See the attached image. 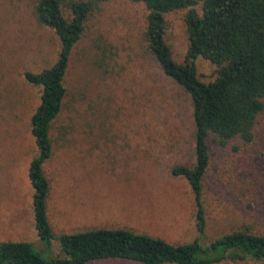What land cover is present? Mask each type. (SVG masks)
Returning <instances> with one entry per match:
<instances>
[{
	"label": "rangeland",
	"instance_id": "rangeland-1",
	"mask_svg": "<svg viewBox=\"0 0 264 264\" xmlns=\"http://www.w3.org/2000/svg\"><path fill=\"white\" fill-rule=\"evenodd\" d=\"M62 0L63 12L69 14ZM36 0H0V242H26L45 259L60 255L58 237L86 230L128 229L171 244L199 239L209 244L233 231L264 236V112L249 143L220 144L208 137L203 178V236L195 226L194 196L174 166L194 163V126L189 95L164 76L146 37L147 9L131 0L94 5L70 55L66 96L50 128L47 214L55 239L39 240L28 178L37 149L30 118L41 88L27 83L57 60L54 31L35 16ZM195 10L200 14L201 5ZM189 9L165 15V43L183 65L189 47ZM205 84L217 67L197 58ZM88 264H139L105 260ZM216 264H264L251 259Z\"/></svg>",
	"mask_w": 264,
	"mask_h": 264
},
{
	"label": "trees",
	"instance_id": "trees-1",
	"mask_svg": "<svg viewBox=\"0 0 264 264\" xmlns=\"http://www.w3.org/2000/svg\"><path fill=\"white\" fill-rule=\"evenodd\" d=\"M110 0H36L37 21L50 27L60 43L55 63L39 73L26 72L27 83L41 88L38 107L30 118V133L37 154L28 178L33 187L34 227L40 241L51 246L55 239L47 214L50 182L43 171L52 155L50 128L66 96L65 77L70 55L80 40L84 23L95 4ZM148 11L146 37L163 74L190 97L194 126V163L174 166L172 176L184 178L195 202L199 236L206 229L202 205L203 178L209 164L208 137L224 145L234 138L249 143L257 116L264 112V0H131ZM201 5V13L195 6ZM189 9L185 17L189 47L185 63L173 61L165 43V15ZM201 57L217 67L216 78L202 83L194 61ZM60 255L45 259L26 242H0V264H88L124 260L139 264H216L251 259L264 263V236L233 231L209 244L199 239L171 244L128 229L99 228L64 233L58 238Z\"/></svg>",
	"mask_w": 264,
	"mask_h": 264
}]
</instances>
